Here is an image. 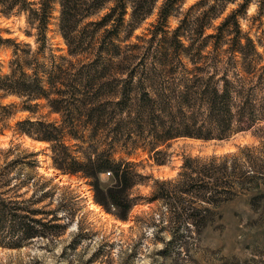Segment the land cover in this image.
Wrapping results in <instances>:
<instances>
[{
  "label": "trees",
  "instance_id": "obj_1",
  "mask_svg": "<svg viewBox=\"0 0 264 264\" xmlns=\"http://www.w3.org/2000/svg\"><path fill=\"white\" fill-rule=\"evenodd\" d=\"M158 1L0 0L2 14L24 13L36 30L28 33L36 38L32 48L4 38L0 28V48L13 46L10 70L0 71V131L47 143L54 169L87 180L94 204L121 221L141 198L133 190L149 179L125 157L143 150L164 165L177 139L224 140L264 126L263 57L241 26L252 3L254 19L264 18V0H201L185 14L183 0H166L149 33L135 35ZM235 3L238 8L215 26ZM57 6L66 56L53 54L48 43ZM181 15L171 29L170 17ZM210 29L214 33L208 34ZM21 113L28 116L17 119ZM246 150L252 154L233 157L230 165L225 157L217 167L185 159V179L173 187L175 195L168 188L157 199L182 205L183 211L171 207L175 222L185 214V228L207 226L209 206L231 200L235 189L247 193L264 185V147ZM16 151L8 149L0 166V243L15 249L59 237L70 227L60 223L58 209L18 200L30 178L12 174L19 167L36 169L38 154L10 159ZM104 173L111 177L109 185L101 182ZM194 201L206 207H192Z\"/></svg>",
  "mask_w": 264,
  "mask_h": 264
},
{
  "label": "rangeland",
  "instance_id": "obj_2",
  "mask_svg": "<svg viewBox=\"0 0 264 264\" xmlns=\"http://www.w3.org/2000/svg\"><path fill=\"white\" fill-rule=\"evenodd\" d=\"M165 1H158L153 14L135 31V35L149 33L152 25L157 23L160 7ZM199 1L183 0V13ZM237 8L236 3L229 5L214 25L218 26ZM256 9L257 5L252 3L248 17L241 19V26L255 40L264 63V18L254 19ZM58 17L57 6L48 28V43L53 54L66 56L67 47L59 31ZM181 19L183 15L170 17L171 29L176 28ZM0 28L4 38L36 47L35 36L28 34H36V30L28 24L24 13L4 15L0 12ZM207 33H214L213 29ZM133 41L136 39L133 38ZM49 55L47 50L46 57ZM12 59L13 46L6 44L1 47V72L10 70ZM183 61L189 68L193 67L187 59ZM27 116V113H21L17 119ZM26 138L13 130L0 131V166L6 161L3 154L10 148H17L10 159L37 153L36 169L19 167L12 174H20L21 179L30 178L27 186L19 191L21 197L18 200H40L34 208L46 211L58 209L60 223L70 222V227L59 237L37 238L21 248H9L0 243V264H264V185L247 193L235 189L238 195L231 200L219 206H209V223L205 227L185 228V214L181 222H175L177 215L171 207L179 205L178 211H183L182 205L173 199H157L168 188L175 195L173 187L185 179H181V174L184 173L182 166L187 158L194 159L198 166L207 164L217 167L225 161V157L230 165L233 157L251 153L247 150L243 153L245 149L261 150L264 147V126L240 131L224 140L177 139L171 143L170 161L164 165L155 164L149 159L148 152L143 150L125 157L137 163L139 172L149 177L133 190V196L141 198L127 221L119 220L100 206L99 211L91 210L89 205L94 202V192L87 180L80 176L63 175L54 169L49 145L34 144L38 141L30 143ZM100 178L103 185L111 183V177L106 173ZM163 182L168 185H163ZM183 205L185 207V203ZM192 207L203 210L206 206L194 201Z\"/></svg>",
  "mask_w": 264,
  "mask_h": 264
},
{
  "label": "bare ground",
  "instance_id": "obj_3",
  "mask_svg": "<svg viewBox=\"0 0 264 264\" xmlns=\"http://www.w3.org/2000/svg\"><path fill=\"white\" fill-rule=\"evenodd\" d=\"M26 140L29 141L30 143H34V141L30 140L29 138H26ZM34 144H38V145H46V144H44V143H40V142H35ZM51 171L55 172L54 169H51ZM90 200H91V199H90ZM92 201H93V200H92ZM89 208H90L91 210H95V211H99V210H100V208H99L97 205H95L94 202H93V203H90ZM122 225H123V224H122Z\"/></svg>",
  "mask_w": 264,
  "mask_h": 264
}]
</instances>
